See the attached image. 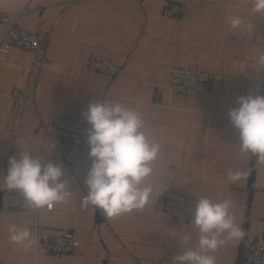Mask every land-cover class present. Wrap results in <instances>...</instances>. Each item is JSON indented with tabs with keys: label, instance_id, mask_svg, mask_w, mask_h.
I'll use <instances>...</instances> for the list:
<instances>
[{
	"label": "crops",
	"instance_id": "crops-1",
	"mask_svg": "<svg viewBox=\"0 0 264 264\" xmlns=\"http://www.w3.org/2000/svg\"><path fill=\"white\" fill-rule=\"evenodd\" d=\"M167 0H0V43L9 21L49 35L43 58L12 47L0 56V185L11 157L26 147L35 157L62 165L73 194L66 205L41 211V227L78 235L75 254L60 256L43 245L29 251L9 239V226L28 227L34 235L32 211L6 206L0 188V264H172L181 247L196 244L190 225L196 198L231 200L244 236L220 247L216 264H244L251 239L264 234V163L239 151L238 131L229 110L240 96H264V14L250 12V0H178L188 4L175 21L166 15ZM240 16L255 23L251 34H236L225 23ZM94 55L122 62L115 75L90 68ZM209 70L211 83L196 94L169 93V66ZM26 94L16 107L10 91ZM119 101L139 111L149 132L161 144L158 177L161 193L185 207L174 216L154 209L107 218L98 209L81 207L91 167L88 145L81 155H62L49 144L44 124L60 111L84 121L93 101ZM87 123V122H86ZM229 168L247 173L232 183ZM190 234L188 244L167 236Z\"/></svg>",
	"mask_w": 264,
	"mask_h": 264
},
{
	"label": "clouds",
	"instance_id": "clouds-1",
	"mask_svg": "<svg viewBox=\"0 0 264 264\" xmlns=\"http://www.w3.org/2000/svg\"><path fill=\"white\" fill-rule=\"evenodd\" d=\"M252 14H264V0H250ZM225 23L234 33L251 34L255 23L240 16H229ZM264 67V54L258 58ZM239 107L229 110L230 124L239 134V151L256 157L264 163V96H240ZM89 127L85 130L91 167L84 184L81 207L98 209L107 218L125 214L142 213L153 200L161 195L164 181L158 177L161 144L149 132L147 121L134 108L119 101L106 99L90 102L82 113ZM27 141L18 142L24 149L19 158L9 159V168L0 188L17 191L33 209L66 205L73 194L69 181L63 179V166L43 160L26 147ZM243 170L229 168L227 178L236 183L245 178ZM190 225L194 226L198 239L192 247H181L172 264H216L214 253L230 242L244 236L231 200L213 201L198 196L195 208L190 212ZM176 231L167 236L178 238L180 245L188 244L192 237H178ZM10 242L29 251L37 243L32 230L9 226Z\"/></svg>",
	"mask_w": 264,
	"mask_h": 264
},
{
	"label": "built area",
	"instance_id": "built-area-1",
	"mask_svg": "<svg viewBox=\"0 0 264 264\" xmlns=\"http://www.w3.org/2000/svg\"><path fill=\"white\" fill-rule=\"evenodd\" d=\"M188 4L178 0H167L164 11L171 19L180 20L187 9ZM3 15L0 14V18ZM49 40V35L43 31H35L20 25L16 21H9V27L0 43V56H5L10 48L20 47L31 51L37 58L42 59L45 46ZM122 62H118L107 57L94 55L90 61V68L96 73L115 75ZM214 73L209 70L198 69L179 64H171L167 76V90L172 94L190 95L203 91L207 84L211 83ZM16 107H21L25 101L26 94L19 89L10 91ZM88 123L72 118L60 111L57 117L44 124V129L49 136V144L57 149L62 155L76 153L81 155L87 146L85 130ZM6 206L16 209L32 211L36 217L34 222V237L36 245H43L44 248L53 255L75 254L78 247V235L74 230L53 232L40 226L37 215L41 211H53L52 207L41 209L30 208L25 202L23 195L17 191H9L5 188ZM84 209V208H83ZM154 209L169 215H181L185 207L174 197H169L165 193L154 199ZM244 264H264V234L256 235L251 239L244 257Z\"/></svg>",
	"mask_w": 264,
	"mask_h": 264
}]
</instances>
